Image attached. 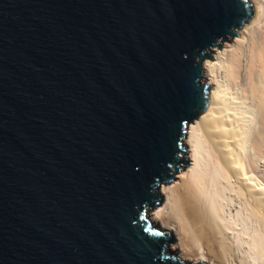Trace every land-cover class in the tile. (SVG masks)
Here are the masks:
<instances>
[{
    "label": "water",
    "instance_id": "95a60500",
    "mask_svg": "<svg viewBox=\"0 0 264 264\" xmlns=\"http://www.w3.org/2000/svg\"><path fill=\"white\" fill-rule=\"evenodd\" d=\"M252 14L250 0H0V264H196L145 209L187 164L204 58Z\"/></svg>",
    "mask_w": 264,
    "mask_h": 264
},
{
    "label": "bare ground",
    "instance_id": "6f19581e",
    "mask_svg": "<svg viewBox=\"0 0 264 264\" xmlns=\"http://www.w3.org/2000/svg\"><path fill=\"white\" fill-rule=\"evenodd\" d=\"M250 1L251 19L203 60L209 103L152 213L195 263L264 264V0Z\"/></svg>",
    "mask_w": 264,
    "mask_h": 264
},
{
    "label": "rangeland",
    "instance_id": "374dc122",
    "mask_svg": "<svg viewBox=\"0 0 264 264\" xmlns=\"http://www.w3.org/2000/svg\"><path fill=\"white\" fill-rule=\"evenodd\" d=\"M252 2V1H251ZM253 4V3H252ZM251 19V18H250ZM239 31V30H238ZM233 37H231L230 39H227L228 41L229 40H231ZM221 45H222V43H221ZM220 45V46H221ZM211 53V52H210ZM204 80L207 82V79L206 78H204ZM201 114V113H200ZM199 114V115H200ZM198 115V116H199ZM197 116V117H198ZM189 125V124H188ZM188 125H187V128H186V133H185V137H184V141H183V144H184V148H186V145H185V138L187 137V135H188ZM184 154V153H183ZM184 166L182 167V168H184V167H186L187 166V164H183ZM182 168H180V169H182ZM180 171V170H179ZM179 171L178 172H176L175 174H174V177L172 178V180H175V177H176V175L179 173ZM172 180H170L169 182H171ZM168 183V182H167ZM162 185V184H161ZM161 185L159 186V189H158V203H156V205L155 206H149V207H147L146 209H145V218L147 219V221L148 222H151V223H154V224H156V225H159V226H161L162 227V225H160V224H158V223H156V222H154L153 220H152V213H155L156 212V209H155V207L156 206H158L159 204H160V198H162V196L160 195V188H161ZM163 199V198H162ZM164 229H168V228H166V227H163ZM168 230H170V236H171V238L172 239H168V241H167V243H166V248H167V250H170V251H172V252H175V253H177L180 257H181V259L182 260H186V261H190V262H193V261H191V260H189V259H184V258H182V256H181V251H180V249L177 247V244H178V239H177V237H176V234L174 233V231H172L171 229H168ZM195 263V262H194ZM200 263V261L199 262H197L196 264H199ZM206 264H207V262H205Z\"/></svg>",
    "mask_w": 264,
    "mask_h": 264
},
{
    "label": "trees",
    "instance_id": "16d2710c",
    "mask_svg": "<svg viewBox=\"0 0 264 264\" xmlns=\"http://www.w3.org/2000/svg\"><path fill=\"white\" fill-rule=\"evenodd\" d=\"M169 252H172V251H170V250H168Z\"/></svg>",
    "mask_w": 264,
    "mask_h": 264
}]
</instances>
